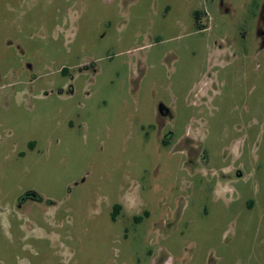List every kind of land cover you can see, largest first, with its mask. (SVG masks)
<instances>
[{
	"label": "rangeland",
	"instance_id": "obj_1",
	"mask_svg": "<svg viewBox=\"0 0 264 264\" xmlns=\"http://www.w3.org/2000/svg\"><path fill=\"white\" fill-rule=\"evenodd\" d=\"M263 13L0 0V264H264Z\"/></svg>",
	"mask_w": 264,
	"mask_h": 264
},
{
	"label": "trees",
	"instance_id": "obj_2",
	"mask_svg": "<svg viewBox=\"0 0 264 264\" xmlns=\"http://www.w3.org/2000/svg\"><path fill=\"white\" fill-rule=\"evenodd\" d=\"M194 19L197 21L198 20V15L196 14L195 16H194ZM65 71V69L63 68L62 70H61V72H64ZM113 213H112V219H115V217H116V214L118 213V211H119V205L118 204H115V205H113ZM136 219H139V217L138 218H136Z\"/></svg>",
	"mask_w": 264,
	"mask_h": 264
},
{
	"label": "flooded vegetation",
	"instance_id": "obj_3",
	"mask_svg": "<svg viewBox=\"0 0 264 264\" xmlns=\"http://www.w3.org/2000/svg\"><path fill=\"white\" fill-rule=\"evenodd\" d=\"M264 14V13H263ZM261 17H262V15H261ZM262 20L264 21V18H262ZM21 200H23V199H21Z\"/></svg>",
	"mask_w": 264,
	"mask_h": 264
}]
</instances>
